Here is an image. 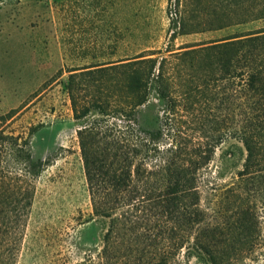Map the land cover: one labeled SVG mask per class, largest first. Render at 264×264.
<instances>
[{
	"label": "rangeland",
	"instance_id": "obj_1",
	"mask_svg": "<svg viewBox=\"0 0 264 264\" xmlns=\"http://www.w3.org/2000/svg\"><path fill=\"white\" fill-rule=\"evenodd\" d=\"M255 1L0 0V264L97 256L109 220L94 216L78 137L95 113L75 119L70 75L150 59L156 75L162 63L167 96L151 86L135 128L181 152L215 145L197 175L204 225L224 235L241 226L250 239L229 264H264V135L249 169L241 140L256 124L258 97L245 91L236 60L226 69L210 53L185 55L263 36ZM76 94L88 103L93 90ZM187 251L172 264H207Z\"/></svg>",
	"mask_w": 264,
	"mask_h": 264
},
{
	"label": "trees",
	"instance_id": "obj_2",
	"mask_svg": "<svg viewBox=\"0 0 264 264\" xmlns=\"http://www.w3.org/2000/svg\"><path fill=\"white\" fill-rule=\"evenodd\" d=\"M236 2L253 5L251 0ZM255 5L258 18L264 17V0H256ZM202 52L203 58L214 55L226 69L236 60L239 76H247L245 91L258 97L256 124L241 138L247 151L244 166L249 169L257 163L258 138L264 135V35L185 55ZM141 64L149 68L142 70ZM156 65L150 59L70 75L75 119L95 113L78 137L94 216L109 220L102 249L82 264H172L186 248L207 264H229L230 257L240 255L236 244L250 239L236 232L241 226L224 235L220 228L204 225L197 175L212 160L215 145L205 152L200 148L181 152L175 144L161 146L151 131L135 128L151 86L163 99L167 96L162 63L157 75ZM120 69H128L122 77H118ZM84 82L93 90L88 103L76 94L84 90L85 95ZM42 164L33 163L34 176L42 173Z\"/></svg>",
	"mask_w": 264,
	"mask_h": 264
}]
</instances>
